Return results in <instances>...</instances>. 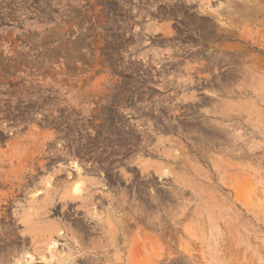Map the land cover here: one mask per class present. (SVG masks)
I'll list each match as a JSON object with an SVG mask.
<instances>
[{
    "label": "rangeland",
    "instance_id": "obj_1",
    "mask_svg": "<svg viewBox=\"0 0 264 264\" xmlns=\"http://www.w3.org/2000/svg\"><path fill=\"white\" fill-rule=\"evenodd\" d=\"M0 264H264V0H0Z\"/></svg>",
    "mask_w": 264,
    "mask_h": 264
},
{
    "label": "bare ground",
    "instance_id": "obj_2",
    "mask_svg": "<svg viewBox=\"0 0 264 264\" xmlns=\"http://www.w3.org/2000/svg\"><path fill=\"white\" fill-rule=\"evenodd\" d=\"M109 123V122H108ZM107 125V124H106ZM106 129V128H105ZM112 129V128H111ZM106 130H108V129H106ZM104 132H106V131H104ZM117 133V132H116ZM91 142V141H90ZM96 144V143H95ZM77 151V150H76ZM77 154V153H76ZM72 157V156H71ZM23 160V159H22ZM76 166V165H75ZM80 173H81V171H80ZM61 174H59L58 176H60ZM70 177H71V175H70ZM52 178V177H51ZM69 180V179H68ZM48 183V182H47ZM46 183V184H47ZM51 185H54V184H51ZM62 185V184H61ZM49 186H50V184H49ZM81 188H82V184L81 183H79V182H74L72 185H71V192H72V194H77V193H79V191L81 190ZM44 189V188H43ZM42 189V190H43ZM64 189V188H63ZM34 194V193H33ZM32 194V195H33ZM39 197V196H38ZM76 197V196H75ZM35 198V197H34ZM65 198V197H64ZM68 199H71V198H68ZM64 200V199H63ZM46 205V204H45ZM48 205V204H47ZM45 211V210H44ZM37 216V215H36ZM42 216V215H41ZM42 221V220H41ZM81 230V229H80ZM84 230V229H83ZM86 231V230H85ZM85 231H84V233H85ZM83 233V234H84ZM85 236V235H84ZM88 239V238H87Z\"/></svg>",
    "mask_w": 264,
    "mask_h": 264
}]
</instances>
